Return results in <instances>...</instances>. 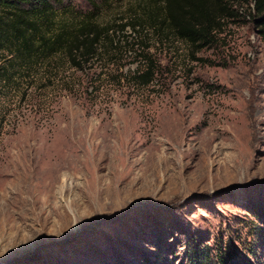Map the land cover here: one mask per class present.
<instances>
[{"label": "rangeland", "instance_id": "1", "mask_svg": "<svg viewBox=\"0 0 264 264\" xmlns=\"http://www.w3.org/2000/svg\"><path fill=\"white\" fill-rule=\"evenodd\" d=\"M62 1L118 25L147 0ZM251 7L193 55L126 26L112 42L123 53L55 66L44 89L38 73L0 89V264H188L204 245L264 264V39ZM138 34L157 65L146 87L129 78Z\"/></svg>", "mask_w": 264, "mask_h": 264}, {"label": "trees", "instance_id": "2", "mask_svg": "<svg viewBox=\"0 0 264 264\" xmlns=\"http://www.w3.org/2000/svg\"><path fill=\"white\" fill-rule=\"evenodd\" d=\"M249 4L251 12L246 15L258 37L264 39V0H147L136 11L135 20L118 25L99 24L92 13L76 16L62 0H0V89L10 91L22 81L26 84L35 73L44 89L50 72H57L55 66L80 71L96 57H113L116 51L121 54L120 47L114 51L112 42L126 26L133 33L151 28L156 37L171 36L193 55L213 47L223 24L238 18L240 8ZM137 36L130 46L138 69L129 78L136 86L146 87L154 80L157 65L140 39L144 35ZM222 246L213 253L208 246H193L187 262L259 264L251 261L250 250L241 255L237 248Z\"/></svg>", "mask_w": 264, "mask_h": 264}, {"label": "bare ground", "instance_id": "3", "mask_svg": "<svg viewBox=\"0 0 264 264\" xmlns=\"http://www.w3.org/2000/svg\"><path fill=\"white\" fill-rule=\"evenodd\" d=\"M58 173H59V172L56 173V181L58 180Z\"/></svg>", "mask_w": 264, "mask_h": 264}]
</instances>
